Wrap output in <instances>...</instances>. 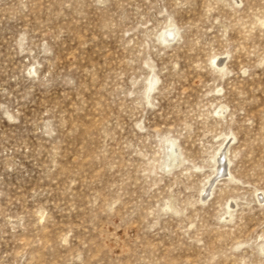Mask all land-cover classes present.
Instances as JSON below:
<instances>
[{
  "label": "rangeland",
  "instance_id": "1",
  "mask_svg": "<svg viewBox=\"0 0 264 264\" xmlns=\"http://www.w3.org/2000/svg\"><path fill=\"white\" fill-rule=\"evenodd\" d=\"M0 264H264V0H0Z\"/></svg>",
  "mask_w": 264,
  "mask_h": 264
},
{
  "label": "bare ground",
  "instance_id": "2",
  "mask_svg": "<svg viewBox=\"0 0 264 264\" xmlns=\"http://www.w3.org/2000/svg\"><path fill=\"white\" fill-rule=\"evenodd\" d=\"M166 34H167V36L169 35V36H172V35H175V33L173 32V30H168V31H166ZM165 37H166V35H165ZM170 144V143H169ZM173 150V149H172ZM223 154L221 153H219L218 154V158H217V160H216V169H220V166L218 165V163H220L221 161H223ZM174 158V157H173ZM222 169V168H221ZM218 174V173H217ZM219 175H221V174H219ZM213 183V182H212ZM205 191V190H204Z\"/></svg>",
  "mask_w": 264,
  "mask_h": 264
}]
</instances>
